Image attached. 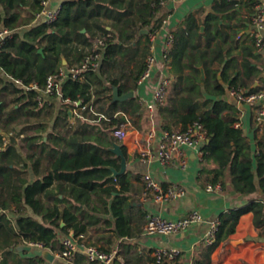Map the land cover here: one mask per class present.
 <instances>
[{
  "label": "trees",
  "instance_id": "obj_1",
  "mask_svg": "<svg viewBox=\"0 0 264 264\" xmlns=\"http://www.w3.org/2000/svg\"><path fill=\"white\" fill-rule=\"evenodd\" d=\"M43 1L45 0H0V27L13 31L12 36L7 37L0 47V251L5 258L15 256L16 251L11 250V247L16 248L21 243H39L43 248L54 250L58 230L65 235L71 231L74 236L87 235V224L78 219L76 212L67 208L61 212L56 205H45L42 194L50 195L49 188L54 178L70 181L69 186L60 185L59 190L66 191L67 195L80 204H89L91 193L112 194L118 191L114 180L107 178L110 170L104 166H119L116 158H111L113 152L106 146L113 145L115 141L108 130L113 135V129L124 122L125 118L117 116L113 110L108 112L109 120L103 126L99 123L101 121H97L99 114L89 108L93 107L92 101H99L107 93L104 94L102 89L94 94L92 90L94 79L102 78L99 73L104 76L102 65L97 70L86 71L82 78L67 77L62 83L61 94H53L60 95L63 101L75 108L88 105L83 111L86 122L81 132L53 134L54 151L58 147L64 148L58 157L54 154L55 175L51 172L33 182L27 176L26 165L18 168L22 156L18 151L16 138L10 136L8 143L4 144V132L17 130L18 123L22 121V110L25 111L24 115H29L33 113V108L42 105L37 97L42 96V91L27 86L35 83L40 88L44 87L48 75L58 71L63 66V58L68 59V55L74 50L78 53V61L66 65L67 67L81 64L91 54L93 41H85L87 49L84 50V47L75 46L73 39L82 38L84 34L81 29L87 28L89 31L93 28L90 22L93 16L113 18L116 26H121L119 34H126L127 37L139 32L147 22L154 19L156 25L150 29L152 32L161 25L162 20L161 17L157 18V13L162 9V0H138L141 10L138 17L133 15V0H96L90 9L93 0H67L61 7L57 21L34 24L37 15L44 8ZM256 3L257 0H221L206 17L204 32L192 15L183 27L172 31L174 41L168 51V65H173L177 81L171 90L169 88L166 102L157 106L164 129L173 130L178 127L179 130H185L195 121L201 122L207 132V141L202 147V162L203 172L212 174L209 183L221 182L227 185L228 181L235 191L247 195L259 190L264 193V140L257 141L258 150L253 156L243 129L235 125L237 107L227 101L225 96L232 87L249 88L251 91L264 87L260 83L256 85L255 78H261L263 69L254 63L253 58L259 57V54L254 37L246 28V22L250 24L255 12ZM244 7L247 11L246 18H238L237 25L228 30L221 21L227 15L241 13ZM25 11L29 12L27 16L24 15ZM19 28H24L25 32L22 33ZM102 29L101 34L106 38L99 36L98 39H104V45L99 47L100 53L102 50L105 52L103 64H109L111 68L125 67L131 51V59L136 58L140 52L139 42L117 43L113 36H107L110 32L107 28ZM43 40L45 43H42ZM41 47L43 52L39 51ZM233 48H242L245 52L241 61L237 56H231ZM116 54H120L121 59H117ZM143 54L140 64L138 63L136 81L146 68L150 40ZM17 79L21 83H17ZM108 79L115 87L119 86V92L124 91L119 78L108 75ZM105 90H109V87L104 86ZM10 92L16 96L9 99ZM106 96L109 109H116L123 104L114 99L111 91ZM11 102L15 104L10 106ZM77 102L80 104L77 105ZM226 110L231 115L230 119L226 118ZM64 115L68 117V111ZM93 131L103 134L100 136L92 133ZM25 140L30 141L31 146L38 138L28 135ZM37 146H41L40 152L43 153L47 150L48 143L41 141ZM35 159L36 164L41 162L40 157ZM212 164L214 167L209 168ZM104 183L108 184L105 186ZM122 184L125 186V182L122 181ZM123 199V196H117L114 204V213L121 218L123 209L120 205ZM255 201V198L251 199L247 205L220 215L215 239L201 245L193 264H211L213 251L227 238L230 222L252 210ZM29 209L34 214L41 215L43 221L35 218ZM59 219H63L66 225L62 226ZM43 261V256L35 255L24 264H40Z\"/></svg>",
  "mask_w": 264,
  "mask_h": 264
},
{
  "label": "crops",
  "instance_id": "obj_2",
  "mask_svg": "<svg viewBox=\"0 0 264 264\" xmlns=\"http://www.w3.org/2000/svg\"><path fill=\"white\" fill-rule=\"evenodd\" d=\"M65 1L67 0H48V7H62ZM95 1L93 0L91 2L89 9ZM138 2V0H133L132 8L135 10L133 15L137 17L141 13L139 8L140 3ZM218 2H221V0H184L177 2L169 0L166 3H161L162 9L157 13V18L161 17L163 19L170 13L167 29L175 31L183 27L188 17L192 15L201 26V31L204 32L206 29L205 19L209 13L213 12L215 4ZM28 14V11L24 12V15L27 16ZM246 15L247 11L244 7L241 13L231 16L227 15L221 23H225L226 28L229 30L231 27L237 25L238 18L244 19ZM41 21L44 20L37 15L34 24H39ZM90 22L93 28L89 31H87V28L81 29L84 35L81 39H79L80 37L73 39L75 46L84 47L85 50L87 49L86 44H84L85 41L90 40V42H95L99 36L105 37L101 34L102 28H107L110 31L107 36H113L114 41L117 43L136 44L139 42L140 52L134 59H131L132 51L130 52V58L126 60V68H120L119 66L111 68L109 64H103L105 52L102 50L99 63L100 66L102 65L101 70H103L104 76L102 73H99V75L103 80L94 79L95 83L92 88L94 94L102 89L104 94L107 92L105 96L102 95L99 101H92L94 109L107 117H100L97 120L101 121L99 122L101 125L105 126L109 120L108 115L113 110L117 116L124 117V122H128L130 125L129 134L123 141H119L117 137L112 135V131L108 130L110 137L115 140L114 142L122 145L124 155L127 159V166L124 172L114 176L113 169L119 171L122 167V157L112 150L113 145L106 146L114 154L111 155V158H116L119 164V166H104L110 170L107 178L114 180V185L118 191H114L112 194L91 193L90 203L80 204L78 202L76 203L73 198L67 195L66 191L62 192L59 190L60 185L69 186L70 184V181L67 179L59 177L53 179V183L49 188L51 191L50 195L46 196L42 194L45 205L47 207L56 205L61 212L65 208L76 212L79 216L78 219L87 224V238L90 241L95 242L106 250H118L114 264L116 261V264H154V251L160 247L177 248L181 251V254L176 260L166 262L165 264H193L199 248L205 242L204 235L210 228L211 223L218 219L222 213L241 208L247 205L251 199L255 198V206L252 210L230 222L227 230V238L213 251L211 264H264V240L262 236L264 227V193L260 192V190L250 195L239 193L234 190L228 181L227 185L223 184V190L221 192L207 191L206 185L210 182L209 179L212 174L210 172H203V155H200L197 150L195 152L189 151L188 165L185 169L163 165L158 160L145 162L139 157L136 148L137 141L143 139L145 134L151 129L157 130V134H160L161 130L164 129L162 127L163 119L159 115L158 109L156 108V111L151 113L147 109L146 103L152 100L154 90L159 83L163 70L165 72L168 71L172 77L170 90L177 81V75L173 71V65L170 64L169 67H166L163 58V47L167 29H161L156 38V64L151 77L139 83L135 79L139 68L138 63L140 64V60L143 58V51L150 40V29L156 25V21L153 19L151 22H147L139 32L129 34V37L126 34H119L118 29L121 26L117 27L116 21L113 18L97 15L90 18ZM246 24L247 31L251 32L250 24L248 22ZM128 29L131 30L130 27ZM19 30L22 33L25 32L24 28H19ZM42 43H45V40ZM41 48L43 49V47ZM257 54H259V57L253 58V60L254 63H257L263 69V72L261 73V78H259L260 80L255 78V81H257L256 85L260 83L261 86H264V55L258 51ZM231 56H237L241 61L245 56V52L242 48H233ZM77 58L78 53L74 50V52L68 55V59L63 58V66L67 67L66 65L75 63L78 61ZM116 58L121 59V55L116 54ZM108 75H111L112 78H119L120 84H122L124 89L122 93L120 92L121 94L130 91H134L135 93L133 97L123 101L119 100L123 104L118 105L116 109H109L110 105L108 106L106 102V95L110 94V91L114 95L115 88L112 81L107 80ZM104 86H108L109 90L104 91ZM116 87L119 88L118 85ZM126 88L128 89L125 91ZM15 96L16 94L11 92L8 94L9 99ZM225 98L237 107L235 112L237 117L235 125L243 129V134L251 145L252 155L254 156L256 150H258L257 141L264 140V130L258 128L255 120L257 106L239 102L230 95L229 91ZM40 103L42 105L33 108L32 114L24 115L25 111L24 109L22 110V121L18 123L17 130H10L8 133L3 131L7 138L10 136L16 138L18 151L22 156V162L18 164V168L26 165L25 170L31 182L43 178L51 172L54 174V154L55 157H58L63 153L64 148L58 147L54 151L52 146L53 134L57 132L64 134L81 132L86 122V117H84L83 113L81 116L80 109L73 107L69 102L63 101L60 95L54 96L52 94L42 93ZM14 104L15 102H11L10 106ZM139 104L141 106L137 107ZM65 111H68V117H65ZM225 114L226 118L230 119L231 115H229L228 110L225 111ZM27 116L28 119H26ZM176 129L179 128L177 127ZM92 133L100 136L103 134L96 133L95 131ZM28 135L38 138L37 141H34V145L32 144L30 146V141L25 140ZM41 141L48 143L47 150L43 153L42 151L40 152L41 146H37ZM157 142L158 138L155 140V146ZM38 157H40L41 162L36 164L35 158L38 159ZM212 167H214V164L209 166V168ZM147 173L151 174L164 186L170 183L184 186L187 189V195L181 199L163 203L156 202L151 196L146 197L144 195L143 177ZM122 181L125 182V186H123ZM257 182H259L258 179ZM107 184L104 183L105 186ZM119 195L124 198L120 205L123 209V218L114 213V204L116 203V197ZM72 202L76 203V205L71 204ZM194 209L204 215V222L171 235L158 233L147 235L143 232V226L149 213L163 214L177 218ZM29 212L38 220L43 221L41 215L34 214L31 209H29ZM59 220L62 226L66 225L63 219ZM65 236L64 233L58 230L56 248L54 250L50 249L55 255L54 260L50 261L43 257L44 261L40 264H67V260L59 254L62 248V239ZM22 245L30 244L21 243L18 246ZM32 247L43 249L37 246ZM13 250L16 251L15 256L4 258L3 264H21V262L24 264L27 263V259L37 255L32 250L18 251L16 248ZM74 259L77 264H94L88 260L86 254L82 251H78Z\"/></svg>",
  "mask_w": 264,
  "mask_h": 264
},
{
  "label": "built area",
  "instance_id": "obj_3",
  "mask_svg": "<svg viewBox=\"0 0 264 264\" xmlns=\"http://www.w3.org/2000/svg\"><path fill=\"white\" fill-rule=\"evenodd\" d=\"M169 0H162L161 3H166ZM171 1H184V0H171ZM44 8L38 14L47 23H53L58 20L61 6L48 7V0L43 1ZM170 13L167 14L162 20L161 25L149 33L150 38V54L146 59V68L138 80L139 83L147 80L151 77L153 69L156 64L155 54V41L161 29H167L169 23ZM251 34L255 40V46L258 52L264 55V0H257L255 4V12L251 16L250 20ZM166 40L163 47V58L165 60V66L168 65V51L174 41L173 32L167 29ZM13 31L0 27V47L4 43L7 37L12 36ZM104 45V39H97L92 47L89 55L81 64H75L70 67L62 66L58 71L50 73L46 79L44 87L40 88L37 84L27 86V88H35L42 93L53 95L55 93L61 94L62 83L67 77L82 78L84 73L90 69L97 70L100 66L98 58L101 53L99 47ZM17 83H21L20 79L16 80ZM172 83L171 75L163 70L162 76L159 79V83L154 90L153 98L147 101L146 107L154 113L159 104L166 102L167 94ZM231 96L236 98L239 102L247 103L250 105H256V116L258 128L263 129L264 125V87L251 91L247 88L232 87L229 89ZM40 100L42 96H37ZM80 102H77L79 105ZM88 108V105L78 107L81 111ZM91 110L99 114L100 117H106L104 114L96 112L93 107H89ZM107 118V117H106ZM130 125L128 122H122L118 127L113 129V135L123 141L129 134ZM158 138L157 145L155 146V140ZM207 141V132L204 125L195 121L190 124L185 130L179 129H162L160 134H157V130H149L143 139H140L136 143V148L141 160L148 162L152 160H158L163 165L179 167L185 169L188 165L189 151L197 150L200 155H203L202 147ZM8 143V138L4 136V144ZM144 195L146 197L151 196L156 202L163 203L181 199L187 195V189L179 184L170 183L166 186L161 184L151 174H145L144 177ZM207 191H219L223 190V184L221 182L208 183L206 185ZM205 221L204 215L198 210H192L185 215L177 218L169 217L163 214L149 213L147 214L146 222L143 226V232L147 235L162 234L171 235L178 233L182 230H187L196 224ZM220 220H214L210 228L204 235L206 243H211L215 239L216 232L218 230ZM262 236L264 240V227L262 230ZM31 246H37L43 248L42 244L29 243ZM78 251H82L88 257V260L94 264H114L118 255V250L105 251L99 245L92 243L87 239V235L81 234L74 236L73 232L69 233L62 239V249L59 254L67 260V264H77L74 259L75 254ZM181 254V251L177 248L160 247L154 251V264H165L166 262L173 261ZM4 253L0 251V264L4 262Z\"/></svg>",
  "mask_w": 264,
  "mask_h": 264
},
{
  "label": "water",
  "instance_id": "obj_4",
  "mask_svg": "<svg viewBox=\"0 0 264 264\" xmlns=\"http://www.w3.org/2000/svg\"><path fill=\"white\" fill-rule=\"evenodd\" d=\"M40 52H43V49L40 48L39 49ZM135 95L134 91H130V92H127L125 94H120L119 92V88L118 87H115L114 88V99L115 100H126L130 97H133ZM0 132H1V129H0ZM112 150L117 153L119 156L122 157V167L121 169L118 171L116 169H113L114 170V176H117L119 173L121 172H124L125 169H126V166H127V159L124 155V151H123V148H122V145L118 142H114L113 143V148ZM12 250L15 249L14 247L11 248ZM16 249L18 251H24V250H29V251H34L37 255H40V256H43L45 257L46 259L50 260V261H53L54 258H55V255L52 253V251L48 248H43V249H37V248H33L31 245H22V246H18L16 247Z\"/></svg>",
  "mask_w": 264,
  "mask_h": 264
}]
</instances>
